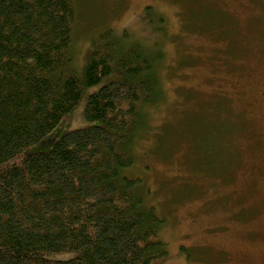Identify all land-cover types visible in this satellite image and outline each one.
Wrapping results in <instances>:
<instances>
[{
    "label": "trees",
    "instance_id": "trees-1",
    "mask_svg": "<svg viewBox=\"0 0 264 264\" xmlns=\"http://www.w3.org/2000/svg\"><path fill=\"white\" fill-rule=\"evenodd\" d=\"M76 1L0 0V264H165V220L127 174L161 50L105 28L77 71ZM96 85L90 125L33 150Z\"/></svg>",
    "mask_w": 264,
    "mask_h": 264
},
{
    "label": "rangeland",
    "instance_id": "rangeland-1",
    "mask_svg": "<svg viewBox=\"0 0 264 264\" xmlns=\"http://www.w3.org/2000/svg\"><path fill=\"white\" fill-rule=\"evenodd\" d=\"M76 7L77 71L105 28L161 50L163 97L148 107L127 174L148 186L146 201L165 220V264H264V0H77ZM99 86L33 150L90 125L84 104Z\"/></svg>",
    "mask_w": 264,
    "mask_h": 264
}]
</instances>
